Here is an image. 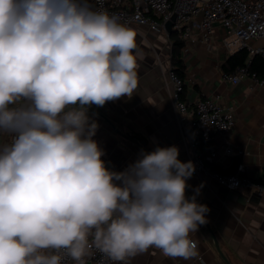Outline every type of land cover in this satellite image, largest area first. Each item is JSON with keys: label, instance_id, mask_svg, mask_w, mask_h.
I'll return each mask as SVG.
<instances>
[{"label": "clouds", "instance_id": "1", "mask_svg": "<svg viewBox=\"0 0 264 264\" xmlns=\"http://www.w3.org/2000/svg\"><path fill=\"white\" fill-rule=\"evenodd\" d=\"M136 47L90 0H0V264L197 255L210 209L186 196L194 163L156 146L115 171L94 139L89 109L138 87Z\"/></svg>", "mask_w": 264, "mask_h": 264}, {"label": "crops", "instance_id": "2", "mask_svg": "<svg viewBox=\"0 0 264 264\" xmlns=\"http://www.w3.org/2000/svg\"><path fill=\"white\" fill-rule=\"evenodd\" d=\"M139 30L145 37L133 30L137 45L134 54L138 63V87L132 97L109 101L101 108L122 132L134 131L141 138L134 137L137 142L126 138L100 114L89 111L99 125L94 139L105 152L102 159L106 165L122 171L137 159L141 149L152 151L156 146L176 145L183 162L190 161L193 153L204 154L216 148L218 153L213 162L222 170H235L243 162L246 174L262 181L264 88L250 75L243 76L238 83L223 79L222 65L234 52L223 45L226 36L223 28L217 27L209 41H197L188 52H183L187 65L185 99L188 104L193 106L201 97L213 98L232 109L236 118L230 133L216 134L201 145L202 150L199 141L196 149L192 148V132H185L173 108V86L168 72L174 65L169 34L150 32L141 26ZM8 139L0 137V143ZM222 144L232 145L234 150L244 148V154L225 155ZM187 183L186 196L195 194L197 202L210 209L206 213L210 228L206 223L190 234L197 244V255L189 260L170 258L158 249L150 248L131 258L129 264H264V195L249 187L229 190L219 184L209 170L193 174ZM196 189H199L198 194Z\"/></svg>", "mask_w": 264, "mask_h": 264}, {"label": "built area", "instance_id": "3", "mask_svg": "<svg viewBox=\"0 0 264 264\" xmlns=\"http://www.w3.org/2000/svg\"><path fill=\"white\" fill-rule=\"evenodd\" d=\"M93 6L119 17L120 22L141 34L139 26L154 33L166 32L165 23L175 14L172 29L185 39L184 52H188L197 41H209L217 27H222L226 36L223 45L229 51L246 49L250 57H264V0H90ZM202 34V35H200ZM139 35V34H138ZM172 82V101L178 122L185 132H192L190 141L193 149L198 146V138L210 141L216 134H227L235 126L232 109L221 105L209 97L198 98L193 106L180 99L183 81L169 69ZM250 75L255 83L264 88V76L250 72L248 66L238 68L235 73H224L223 79L238 83L243 76ZM225 155L242 156L244 148L233 149L232 145L222 144ZM218 149V148H217ZM216 148L206 153H193L191 160L195 173L209 170L219 184L229 190L249 187L264 195V177L256 181L246 174V167L240 162L235 171L219 173L212 171L208 162L217 155ZM264 176V175H263ZM62 264H75L65 257ZM84 264H113L95 248H91L84 258ZM119 264V262H117Z\"/></svg>", "mask_w": 264, "mask_h": 264}, {"label": "trees", "instance_id": "4", "mask_svg": "<svg viewBox=\"0 0 264 264\" xmlns=\"http://www.w3.org/2000/svg\"><path fill=\"white\" fill-rule=\"evenodd\" d=\"M169 38L171 39V61L174 65V72L178 75L179 78L182 79L183 81V90L180 93V99L184 101L185 103L188 104V102L185 99V92H186V69L187 65L185 63V58H184V51L183 47L185 45V39L183 38L182 34L173 30L172 33L169 34ZM243 66H248L250 72H255L258 76H264V57L261 55H256L254 57H250V53L242 48L234 51L233 53L230 54V56L225 60L223 63L222 67L225 71V73H235L237 72L238 68L243 67ZM92 107L98 109L100 112L103 113L101 107H97L93 105ZM104 114V113H103ZM106 115V113H105ZM108 116V115H107ZM109 117V116H108ZM110 118V117H109ZM112 121H114L113 118H111ZM121 128V126H120ZM122 129V128H121ZM129 133V132H127ZM130 137H140L141 135L138 133H135L134 131H131L129 133ZM136 138V139H137ZM198 141L200 142L199 149H203L201 145H205V140L203 138H198ZM207 164L209 168L214 171V172H219V173H231L234 172L235 170L232 171H224L222 170L218 165H216L214 162H208Z\"/></svg>", "mask_w": 264, "mask_h": 264}, {"label": "water", "instance_id": "5", "mask_svg": "<svg viewBox=\"0 0 264 264\" xmlns=\"http://www.w3.org/2000/svg\"><path fill=\"white\" fill-rule=\"evenodd\" d=\"M175 18H176V16H175V14L172 16V18L169 20V21H167L166 23H165V28H166V30H167V32L170 34V33H172V31H173V29H172V25H173V21L175 20ZM89 111H93V112H96V113H98V114H100L116 131H118L119 133H121L123 136H125L126 138H129V139H132V140H134L135 142H137L138 140L137 139H135V138H132V137H130V135L128 134V133H124V132H122L119 128H118V126L107 116V115H105V114H103L102 112H100L98 109H96V108H94V107H91L90 109H89ZM142 143H145V142H142ZM207 226H208V228H210V226H209V224H208V222H207Z\"/></svg>", "mask_w": 264, "mask_h": 264}, {"label": "rangeland", "instance_id": "6", "mask_svg": "<svg viewBox=\"0 0 264 264\" xmlns=\"http://www.w3.org/2000/svg\"><path fill=\"white\" fill-rule=\"evenodd\" d=\"M139 36H142V37L144 36L145 37V35H143V34H139ZM169 44L171 45V42H169Z\"/></svg>", "mask_w": 264, "mask_h": 264}]
</instances>
